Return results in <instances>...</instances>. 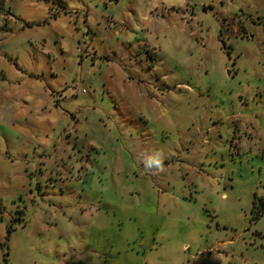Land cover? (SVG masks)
Masks as SVG:
<instances>
[{
  "label": "rangeland",
  "instance_id": "rangeland-1",
  "mask_svg": "<svg viewBox=\"0 0 264 264\" xmlns=\"http://www.w3.org/2000/svg\"><path fill=\"white\" fill-rule=\"evenodd\" d=\"M262 201L264 0L3 1L0 264H264Z\"/></svg>",
  "mask_w": 264,
  "mask_h": 264
},
{
  "label": "trees",
  "instance_id": "trees-1",
  "mask_svg": "<svg viewBox=\"0 0 264 264\" xmlns=\"http://www.w3.org/2000/svg\"><path fill=\"white\" fill-rule=\"evenodd\" d=\"M3 1L4 0H0V11H3ZM254 207V206H253ZM262 209H264V202L262 201L261 202V206H260Z\"/></svg>",
  "mask_w": 264,
  "mask_h": 264
},
{
  "label": "clouds",
  "instance_id": "clouds-1",
  "mask_svg": "<svg viewBox=\"0 0 264 264\" xmlns=\"http://www.w3.org/2000/svg\"><path fill=\"white\" fill-rule=\"evenodd\" d=\"M155 163H156L157 166H159L160 163H161V161L157 159V160L155 161Z\"/></svg>",
  "mask_w": 264,
  "mask_h": 264
},
{
  "label": "crops",
  "instance_id": "crops-1",
  "mask_svg": "<svg viewBox=\"0 0 264 264\" xmlns=\"http://www.w3.org/2000/svg\"><path fill=\"white\" fill-rule=\"evenodd\" d=\"M85 12L88 14V12H89V8L88 7L85 8Z\"/></svg>",
  "mask_w": 264,
  "mask_h": 264
}]
</instances>
